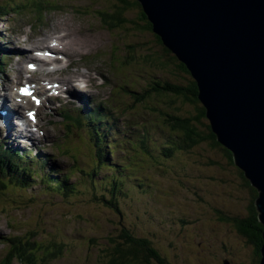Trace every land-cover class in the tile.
Returning <instances> with one entry per match:
<instances>
[{"label":"rangeland","instance_id":"rangeland-1","mask_svg":"<svg viewBox=\"0 0 264 264\" xmlns=\"http://www.w3.org/2000/svg\"><path fill=\"white\" fill-rule=\"evenodd\" d=\"M0 3L6 8L3 12L5 16L0 17V39L11 57L13 67L10 71L25 65L22 60L16 61L18 53H11L15 47L14 43L17 39L29 38L26 35L30 33L28 25L34 17L40 19L42 16L41 13L34 14V8L30 10L24 7L46 8L49 11L46 15L48 27L41 31L42 33L36 34L37 43L43 41L44 36L52 33L54 29L68 32L72 36V62L82 74L87 71H81L83 67L92 70L91 76L87 78L90 82L89 94L98 97L95 102H101L104 107L111 106L116 100L117 108L112 106V110L118 111L125 120H121V125L117 124L116 129H119V132L115 136L106 138L107 142L112 141L116 146L113 155L116 162L112 160L115 165H107L109 169L98 163L93 149L89 156L86 154L83 142L86 141L90 146L87 136L90 129L80 132L78 137H70L65 125L62 128L59 126L57 133L53 132L58 135L59 131H62V139L69 137L68 144L64 142L65 146L75 150L77 154V149L80 151L79 163L82 166L76 165L77 169H71L67 162L69 158L60 156L55 149H51L50 155L55 154V160L53 163H47L46 171L54 165L65 173L71 172V181H81V184H77V192L70 191L66 194L62 189L53 190L51 183L47 186L37 182L31 189L16 188V185L9 183L6 195L0 194V263L22 264L16 258L8 257V252L13 249L10 240L18 241L29 231L41 230L37 231V242H53L56 239L59 246L64 245L65 250L59 258L40 264H99V257L102 256L101 246L107 244L104 238L113 232L118 235L122 227H127L134 228L137 238L151 240L171 264H225L226 261L229 264H253L251 248L242 245L229 227L211 217L214 215V207L225 210L233 217L244 216V210L241 208L246 204L244 194L237 187L230 185L233 182V171H227L224 176L222 167L211 169L219 182L217 195L208 194L203 190L197 191V196L190 199L181 195V187L177 185L181 174L192 177L198 167L202 170L209 169L205 166L207 157L215 158L216 161L219 159L204 150L207 148L206 144H203L204 148L199 147V155L194 149L189 152L178 150L174 155L166 157L167 149L164 146L169 144L174 147V142L168 140L171 132L165 127L169 120L166 115L175 113L172 106L169 107V98L157 96L154 92L146 96L144 90L146 87L150 92L154 81L159 77L171 78L172 72L169 69L153 70L143 58L141 59L147 54L146 46L142 44L146 38L153 40L152 35L137 32L129 23L116 29L108 26L101 13L112 14L113 5H117L115 0H0ZM125 18L127 22L135 19V11H126ZM110 24L113 25L111 22ZM18 29H21L19 32L25 30V35L16 36L12 32H18ZM18 43L22 44L20 40ZM73 44L78 45L76 50ZM129 47H134L135 50L136 57L132 61L128 60L131 53ZM19 57L22 59L20 55ZM117 58H121V61L118 62ZM10 71L7 72L12 73ZM99 73L113 85H102L101 89H94V77L102 78ZM186 108L192 109L190 106ZM185 110L183 109L180 115L185 116ZM141 139L147 141L149 150L141 147ZM125 151L134 154L131 165H128L129 159L124 158ZM184 160L192 161L191 169H180L181 161ZM121 163L125 169V184L123 193L116 198L118 208L123 213L122 217L105 202V199L113 197L110 177L117 180L122 177ZM92 166L99 174L93 178L89 177L88 180L85 176L91 172L86 171H90ZM81 192L88 196L83 198ZM177 193L189 202L180 199ZM93 208H97L99 212L102 210L100 217L96 216ZM236 208L240 214L236 213ZM198 214L201 219L195 221ZM111 216L115 220L109 223L107 220ZM183 220L187 223L181 224ZM99 224L102 229L98 227ZM37 226L39 229L36 230ZM92 239L99 242L95 245ZM174 246L176 249L172 250Z\"/></svg>","mask_w":264,"mask_h":264},{"label":"trees","instance_id":"trees-1","mask_svg":"<svg viewBox=\"0 0 264 264\" xmlns=\"http://www.w3.org/2000/svg\"><path fill=\"white\" fill-rule=\"evenodd\" d=\"M115 1H117V5H113L114 12L112 14L101 13L103 21L107 23V25L112 29L122 28L121 25L129 23V25H133V28L137 30V32L142 34H151L153 40L146 38L145 42L142 44L146 46L145 51L147 54L142 56L141 59L143 58L146 61L145 63L151 66L150 68L153 70L156 68L163 70L169 69L170 72H172L173 79H171L172 77H159L157 81L153 82L151 86L152 90L150 92L148 91L149 88H145L144 90V94L146 96H150V94L154 92V94L157 96L159 95L167 99L169 98L171 102L169 103V107L172 106L171 108L174 110L173 113L175 114L171 113L166 115V118L169 120L165 123V127L171 132L169 135L170 142H174V147L169 146L168 148V157H170V154L174 155V153L178 150L189 152L195 149L196 154L199 155V147H202L203 144H206L207 148H202H204V150L206 149V151L210 153H213L214 157H218L219 159V161H216L215 158L212 159L207 157L206 159H208V162L205 163V166L209 167V169L202 170L198 167L196 171L193 172L192 177H185L184 174H181L180 179L177 181V185L181 187V195L187 199H190L196 197L197 191L199 190L207 191L208 194L217 195L219 182L217 175L213 174L211 169H216L215 167H222L223 169L221 170L224 176L226 175L227 171H233V182H231L230 185L237 187L238 190L244 194L246 204L244 207L243 205L241 207L242 210H244V216L237 215L233 217L227 214L225 210L214 207V215L211 217L216 219V222L218 221V223L229 227L232 232L236 234V238L239 240V242H241L242 245L251 248L252 263L260 264L261 250L264 241L263 225L259 222L258 212L255 206L256 198L258 196L257 190L250 184L248 179L245 177L244 172L235 165L232 153L227 148L218 143L217 137L213 133L210 122L206 117V110L198 98L199 90L197 82L192 77L186 65L179 61L175 55L163 45L160 38L153 32V27L139 2L137 0ZM45 3H49V1ZM24 8L33 10L32 8L35 9V6H27ZM5 11V6L0 3V17L5 16V13H3ZM126 11H135V19L129 20L127 22L125 18ZM110 22L113 25H111ZM128 49L131 51V53L128 55V60L132 61L136 57L135 50L134 47H129ZM117 60L121 61V58H117ZM164 101L169 102V100ZM188 106H190L192 109H187L186 107ZM183 109L185 110V116L180 115ZM95 112L89 116L98 121L99 126L97 130L99 133H101V128L104 127L102 122L105 121V115L101 113V110L99 113L96 112L95 114ZM97 117L99 118L97 119ZM77 121L78 120H76V123ZM66 125L67 124H65V129L68 131V135L72 137L71 131ZM78 131L79 133L83 131L80 126L78 127ZM101 137H99L96 141L94 137H92L93 143L92 140L90 141L92 143L95 156L98 159V163L101 164V166L103 162H105V164L108 166L115 165L112 163V160L116 151V146L109 145L106 147V149L104 146L99 147L100 145L98 143L101 142ZM66 143L68 144V141ZM110 144L113 143L110 142ZM140 145L142 148L148 150L147 141L145 139H141ZM76 155L78 156L79 152ZM187 161L188 162H185V160L181 161L182 165L180 166V169H191L192 161ZM224 164L226 166H223ZM5 168L6 162L4 165L0 163V169ZM74 168L76 167L74 166ZM39 172H36L32 169V171L27 172L25 176L20 173L18 174L12 169H9V172L6 170H3L2 172L0 170V174L3 177L11 175L13 180H15L11 183L16 185V188L19 187L22 189L32 188L36 184L34 183L35 181H33L35 179V175L38 176ZM94 172L99 174L96 170H94ZM56 173L57 172L55 171L53 172V174ZM89 177L93 178L94 174L90 173L89 175H86L88 180ZM69 181V178L61 179L60 181H54L52 183V187L55 188L56 191L62 189L66 194L70 191L73 193L77 192V184H80L81 181L78 183H69ZM84 183L86 182L84 181ZM124 184V179L117 180L113 177L111 183L113 187V197L107 200L105 199V202L108 204V206H110V209L116 211L120 217H122L123 213L118 208L119 204L116 197L123 190ZM9 186V184L1 182L0 191H6ZM178 192L180 193V190H178ZM81 193L83 198H85V195L86 197L88 196L85 194V192ZM177 195L183 201L189 202V200L181 198L178 193ZM203 200L204 198L202 197L201 201ZM171 205L172 203L169 204L170 207ZM93 210L97 217H100V214L103 213L102 210L99 212L97 208H93ZM113 211H111L112 215ZM236 213L240 214L238 209ZM197 219H201L200 214L196 216L195 221ZM114 220L115 219H112L111 216L107 222L110 223ZM183 221L181 224L187 223L186 221ZM98 227L102 229L100 224ZM37 228L39 229L38 226L36 227V230ZM37 231L41 232V230ZM134 231V228L130 229L127 227H122L118 235H115L113 232L110 234V236L104 238L107 244L101 246L102 256L99 257L98 263L171 264L169 263L168 259L156 249L155 245H153L154 243L151 240L146 238H137L134 235ZM151 236L153 237L154 235L151 234ZM38 240L39 237L35 235V231H29L18 241L11 239L13 249L8 252V257H14L13 259L16 258L22 264H37V262L48 263L49 260L59 258V256H61L65 250L64 245L62 244V246H59L56 239L53 242H37ZM91 241L94 242L95 245L99 242H97V239H92ZM223 247L224 249H227V247ZM175 249L176 248L174 246L172 250ZM41 255L44 256L41 257Z\"/></svg>","mask_w":264,"mask_h":264},{"label":"water","instance_id":"water-1","mask_svg":"<svg viewBox=\"0 0 264 264\" xmlns=\"http://www.w3.org/2000/svg\"><path fill=\"white\" fill-rule=\"evenodd\" d=\"M138 1L197 82L218 143L257 190L264 241V0Z\"/></svg>","mask_w":264,"mask_h":264},{"label":"bare ground","instance_id":"bare-ground-1","mask_svg":"<svg viewBox=\"0 0 264 264\" xmlns=\"http://www.w3.org/2000/svg\"><path fill=\"white\" fill-rule=\"evenodd\" d=\"M33 11H35L34 14L39 15V13H41V18H33V20L31 21L32 23L28 25L30 26V33H26L29 38H26L23 44L18 43V40L24 41L23 39H17V41L14 43V50H11V53H18L23 59H28L29 63L37 66V69L32 72L33 81L38 96L37 104L33 109L30 110L29 114L25 117L23 126H18V124H16L13 119L14 116L16 117L17 115H19L18 112H6L7 100L13 97V95L8 94L7 92L10 90L8 85H5V87L1 90L0 95V111L4 110V116L0 114V136H2V132L6 131V139L11 138V140L14 141V144H17L23 149V153L19 154L16 159L12 156H7L6 169L0 170L2 172L3 170L9 172V169H12L18 174L20 173L25 176L26 173L32 171V169H35L36 172H39L41 170L39 169V167L42 163L47 165L48 161H46V159L50 155V150L55 149L56 147L64 156L74 158L75 164H77L78 166H82L79 163L80 157L79 155H76V151L72 150L70 147L65 146L64 142H67L69 140V137L62 139V131H59L58 135L53 134V132H58L59 126L62 128V126L65 125L64 114H67L69 118V121L66 126L71 131L72 137L79 136V126L82 128L83 131L85 129L91 130L89 134H87V136H89L90 141L92 140V137L97 140L99 137H103L106 134L103 128H101V133L98 132L97 128L99 126V123L97 120L90 116L84 115L82 112L87 105L92 104L99 98L93 97L91 94H89L88 88L90 87V85L84 81L86 78L91 76L90 74L92 70L88 69L86 71L88 73L86 74L85 72V74L87 75L86 76L85 74H82L79 69H77L75 63L70 60V58L72 57L71 55L73 54V49L70 45L72 36L65 30L60 31L54 29L52 33L45 35L43 41L37 43V39L35 40V38H37L36 33L47 25L46 15L49 11L46 8H35V10ZM19 30L21 31V29H18V32H15V34H21L22 32H19ZM52 38H56L60 42V44L52 46L49 49L47 48L46 50L50 52L47 55L44 54L47 51H43L44 55L40 56L46 57L48 59L46 62H44V60L38 61L36 57L32 56L33 52L42 51V47H44L46 42H48ZM31 40H33L32 45H34L35 48L31 46ZM28 45L29 47L27 48L26 46ZM72 46L74 47V50L78 48V45L76 44H73ZM62 49L67 57L62 54ZM21 69L22 67H19V70ZM83 69L86 70V68L84 67L80 70L83 71ZM99 74L102 75L101 73ZM67 75L70 76L65 78ZM45 78H48V81H45ZM65 83H67L68 85H66ZM102 84L104 86L113 85V83L109 79H103ZM102 84L99 82L98 76L94 77V89H101ZM32 87L33 84L27 87L26 92H28ZM73 92L76 93L77 98H84V100H75L74 104H71ZM117 103L118 102L114 100L111 105L117 108ZM28 105H30V102H28ZM24 106L25 104H23V107ZM106 108L107 113L109 112L113 116L115 123L108 120L106 114L105 121L102 122V125L107 129H116L117 124H122L121 120H123V118L118 114V111L112 110L111 108L107 107V105ZM95 111L97 112V110ZM85 112H89L88 106L86 107ZM125 116L129 118L128 114L126 113ZM58 117L60 120L58 119ZM98 118L99 117H97V119ZM76 120H78V124L76 123ZM123 122H125V120H123ZM120 140L122 139L120 138ZM110 142L113 143L112 141ZM110 142L101 140V142L98 144L100 145L99 147L104 146L105 148L109 145H115V143L110 144ZM92 143L90 142V146H88L86 141L83 142V145H85L87 156H89L91 149H93ZM12 150L13 149H9L8 151ZM77 151L80 154V151L78 149ZM121 151L124 152L123 149H121ZM0 158H4L3 152L0 153ZM124 158L129 159L128 165H131L130 161L133 162L134 154L125 151ZM113 161L116 162L115 159ZM67 162L68 165L72 167L73 162L69 159ZM120 165L123 169L122 177L120 179L123 180L125 169L123 163H121ZM81 170L85 171L82 168ZM89 170L90 171L86 172H91L92 174H94L95 177V175L97 174L94 172L95 167L92 166ZM65 178H69L70 180H72L73 176L71 172H62L60 173L58 178H54V175L52 174L48 180V184H52L53 181H60L61 179ZM0 194L6 195L5 191H0Z\"/></svg>","mask_w":264,"mask_h":264}]
</instances>
